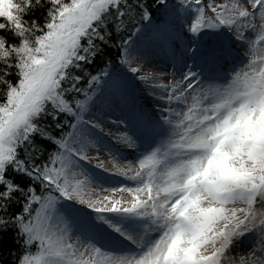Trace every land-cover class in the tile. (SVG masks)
I'll return each instance as SVG.
<instances>
[{"label": "snow or ice", "instance_id": "snow-or-ice-1", "mask_svg": "<svg viewBox=\"0 0 264 264\" xmlns=\"http://www.w3.org/2000/svg\"><path fill=\"white\" fill-rule=\"evenodd\" d=\"M27 14L0 15V227L24 237L19 264H264V0H50L25 47ZM235 40L247 63L197 89L193 68L227 63ZM154 49L182 79L145 71ZM129 73L171 88L166 114L145 117ZM111 110L128 121L118 140L144 149L137 166L107 144L111 168L88 155Z\"/></svg>", "mask_w": 264, "mask_h": 264}, {"label": "rangeland", "instance_id": "rangeland-1", "mask_svg": "<svg viewBox=\"0 0 264 264\" xmlns=\"http://www.w3.org/2000/svg\"><path fill=\"white\" fill-rule=\"evenodd\" d=\"M217 2H219V0H217ZM233 48H234L236 55L233 58L229 59L230 61H228L227 63H224L228 65L227 68L230 71V74L233 71V69L236 68V66H231L230 64H236L237 67L240 68L243 66L242 64L246 63V61L248 60L247 57H244L245 55L248 56V48L245 44H243L239 40H235ZM171 62L172 60L163 51L159 49H154L151 51L150 55L147 57V62L145 64V71L162 74V82L164 84L170 85L174 80L182 79V74H181L182 72L183 73L187 72L186 68L181 69L180 66L178 65L177 66L175 65V67H172ZM174 72L176 73L175 76L173 75ZM129 76L131 78L132 93L135 97L137 106L139 107L141 104H143L144 107L151 106L152 109L154 108L155 115H157V113L159 114L158 117H161L162 115L166 114L165 110L169 107V105L162 101L158 102L157 98L163 97L165 91L171 92V88H168L166 90L157 88L156 90H153V88L150 85L159 84L161 81L157 80V81L144 82L139 79V76H133L131 73H129ZM206 84L207 83H203L195 87L198 89L200 87H203ZM182 87H186V83L182 85ZM140 99L144 103L141 102ZM171 107L180 112H184L187 110L183 104L177 105L175 102L172 103ZM98 122L101 124L103 131L108 136V138L107 137L106 138L110 141V143L112 142V144L114 145V149L118 150L121 155H123V151L134 154L132 157L120 158L119 163L126 164L127 162L130 161L133 163L134 166H137V161L139 157L138 153L135 152L133 149H129L125 145H123L118 140V137H117L118 136L117 133L121 134L122 132H124L126 130L125 126L128 124V121L124 119L121 111L120 110L107 111L103 115V118L100 119ZM107 130H111L110 133H107ZM99 148H100L99 152H97L95 147L91 148L88 152V155L90 157L98 156L99 160L103 161L106 167L111 168L112 157L109 155V149L104 147L103 138H102V143L99 145ZM143 150L144 149L141 148V152ZM109 158H110V161H109ZM97 162L98 161L96 159H92L91 165H95ZM91 165H86V167L90 168ZM128 182H131V181H128ZM112 183L115 186H120L124 184L128 185L125 182L121 183V182L112 181ZM90 187L97 194H100V195L109 194L108 192L103 191V188L107 187V185L102 186L97 183H93ZM132 187H135V185L133 184ZM121 196L123 197L124 200L130 199L127 193H117L115 198L119 199L121 198ZM73 239H75V235L73 236ZM250 243H251V238L245 239L243 243L238 244L236 250L232 253H229V255L235 256V255L243 254L242 250L247 249Z\"/></svg>", "mask_w": 264, "mask_h": 264}, {"label": "trees", "instance_id": "trees-1", "mask_svg": "<svg viewBox=\"0 0 264 264\" xmlns=\"http://www.w3.org/2000/svg\"><path fill=\"white\" fill-rule=\"evenodd\" d=\"M149 4H153V0H149ZM47 7L36 9L27 14L30 19H36L37 22L43 23L46 14ZM27 19V18H26ZM114 43H118V39L114 36ZM105 57L111 59L113 64L118 65L117 48L113 47L106 51ZM104 67L103 63H94L89 71L95 72L99 68ZM0 68L3 65L0 64ZM13 77H15V71L13 70ZM0 102H3L2 92H0ZM21 208V204L13 201L9 204V215H15L17 211ZM7 218V216H5ZM24 237L20 235L19 228L14 224H8L7 226L0 227V264H19V258L24 251Z\"/></svg>", "mask_w": 264, "mask_h": 264}, {"label": "clouds", "instance_id": "clouds-1", "mask_svg": "<svg viewBox=\"0 0 264 264\" xmlns=\"http://www.w3.org/2000/svg\"><path fill=\"white\" fill-rule=\"evenodd\" d=\"M32 7L31 9H28L27 4L28 0H0V15H10L13 11L19 10L20 12H32L36 9H42L45 8L46 5H50V0H31ZM54 7V5H52ZM47 7V11H48ZM25 24H27V21H25ZM41 27L40 24L37 23L36 19H33V23L31 26L23 27L20 26L18 28V31H20L21 35L24 38L25 41V47H27V44L31 42V37L35 36V29ZM3 46L0 44V60L3 59ZM0 70H4L3 68H0Z\"/></svg>", "mask_w": 264, "mask_h": 264}, {"label": "bare ground", "instance_id": "bare-ground-1", "mask_svg": "<svg viewBox=\"0 0 264 264\" xmlns=\"http://www.w3.org/2000/svg\"><path fill=\"white\" fill-rule=\"evenodd\" d=\"M163 76H164V75H163ZM164 77H165V76H164ZM110 131H111V130H107V133H110ZM116 133H117V132H116ZM117 135H118L117 137H119V136H120V134H119V133H117ZM128 156H132V155L130 154V155H128ZM109 161H110V158H109Z\"/></svg>", "mask_w": 264, "mask_h": 264}]
</instances>
